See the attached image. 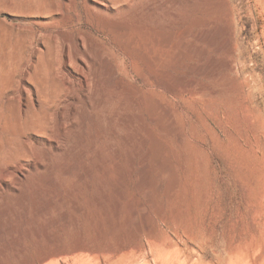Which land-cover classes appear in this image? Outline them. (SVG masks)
Segmentation results:
<instances>
[{
  "label": "rangeland",
  "instance_id": "rangeland-1",
  "mask_svg": "<svg viewBox=\"0 0 264 264\" xmlns=\"http://www.w3.org/2000/svg\"><path fill=\"white\" fill-rule=\"evenodd\" d=\"M90 6L0 0V167L47 155L0 193V264H264V0H129L122 32ZM76 33L126 76L137 134L107 138L97 102L56 155L51 110L5 88L32 60L52 94Z\"/></svg>",
  "mask_w": 264,
  "mask_h": 264
},
{
  "label": "bare ground",
  "instance_id": "bare-ground-1",
  "mask_svg": "<svg viewBox=\"0 0 264 264\" xmlns=\"http://www.w3.org/2000/svg\"><path fill=\"white\" fill-rule=\"evenodd\" d=\"M88 1L91 2V6L86 9L87 12L91 15H95V17L98 16L104 21L105 19L115 21L116 24L113 26L115 28L113 32H122L124 30L123 28L125 25L121 19L118 18L120 16L118 13L120 7L128 8L129 0ZM71 2L72 1H70V3ZM65 5L67 6V4H64V6ZM110 13L116 15L112 17L109 15ZM69 16L64 17L63 20L60 19V21H63V23L69 21ZM76 21L78 20L76 19ZM57 25L59 26L58 22ZM95 39H89L92 44V50H90L87 45V39L83 34H71L67 40H64L63 43L60 44L61 46L58 50L55 48L59 57L58 62L56 63L58 75L56 76L57 80L53 87V92L48 97L44 96L41 87L42 84L37 77L34 67L35 64H33L32 60H28L25 65L16 70L5 88V93L12 95V97H16L18 100L25 97L29 99L31 103L41 102L43 108L51 110L55 119L54 128L50 129L51 133L49 132V127L46 125L44 127H38L35 130V135L40 137L44 136L50 142V151H53L56 155L61 154V146L64 144L66 137L77 129L79 112L87 110L93 111L97 102L99 106L97 116L101 122L99 123L102 124L105 129L107 138L111 136L112 133L118 134L121 137L126 135L128 137L131 133L128 130H132L137 134V131L134 128L136 117L134 116V118L133 115L135 114L127 110L128 102L133 96L128 91L129 89H126L124 85L125 80L123 77L126 76H123L121 69H110L111 67H109L106 57L101 56L103 55L101 50L103 49L104 44L102 45V43ZM50 49L51 48H49V50ZM53 49H51V51ZM94 70L95 72H100V78L95 76ZM26 82L29 83V86L25 84ZM95 92H97V96L95 95ZM109 99L112 100L115 107L112 108L115 110L113 114L109 111ZM101 131L103 130L101 129ZM99 136L101 137V135ZM130 139L131 138H129L127 142H129ZM131 142V145H134L133 140H131ZM29 145H31V143H29ZM29 145L27 146V150L20 151L18 155L16 154V158L10 159L0 167V193L3 191L4 187L9 191H15L16 181L25 177L26 172L29 171L30 165H32L36 171L38 169L46 168L47 158H45V156L47 155H43L36 146L32 147ZM108 146L115 151L114 153L121 157L123 156V152L117 151L111 142ZM95 149L94 152L99 157L100 152ZM88 157H90L89 153L86 154L85 158ZM24 162H27L28 165H25ZM76 248H78V250H83L85 247L77 246ZM54 253L56 254V252L45 254L41 259L45 260Z\"/></svg>",
  "mask_w": 264,
  "mask_h": 264
}]
</instances>
